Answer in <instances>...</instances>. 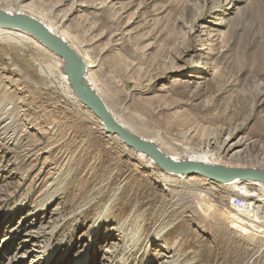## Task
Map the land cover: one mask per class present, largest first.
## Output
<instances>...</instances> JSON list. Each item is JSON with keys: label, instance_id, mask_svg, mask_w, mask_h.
I'll return each mask as SVG.
<instances>
[{"label": "rangeland", "instance_id": "rangeland-1", "mask_svg": "<svg viewBox=\"0 0 264 264\" xmlns=\"http://www.w3.org/2000/svg\"><path fill=\"white\" fill-rule=\"evenodd\" d=\"M9 8L69 38L135 135L180 154L231 135L241 145L219 165L264 169V0H0ZM19 44L0 39V264H264L263 201L152 175Z\"/></svg>", "mask_w": 264, "mask_h": 264}, {"label": "water", "instance_id": "water-1", "mask_svg": "<svg viewBox=\"0 0 264 264\" xmlns=\"http://www.w3.org/2000/svg\"><path fill=\"white\" fill-rule=\"evenodd\" d=\"M0 27L15 29L34 38L63 62L62 73L77 102L97 118L108 136L118 137L127 147L149 157L163 172L185 177H204L217 184L259 182L264 185V169L204 166L194 161H174L154 143L123 127L110 113L101 97L85 81L87 65L83 58L58 34L36 18L24 13L0 10Z\"/></svg>", "mask_w": 264, "mask_h": 264}, {"label": "bare ground", "instance_id": "bare-ground-1", "mask_svg": "<svg viewBox=\"0 0 264 264\" xmlns=\"http://www.w3.org/2000/svg\"><path fill=\"white\" fill-rule=\"evenodd\" d=\"M4 11L11 12V13H15V12L22 13V12H20V11H22V9H16L15 10V9H10L9 8V9H5ZM44 24L48 27V29L50 31H52L55 34H58L67 43L68 42L70 43L69 38L64 33L61 32V35H60L59 31H57L53 26H51L49 24H46V23H44ZM3 38L16 39L17 41L20 42L19 45H24L27 48H32V50H34L35 52H38L40 54L45 55L48 58L49 62H50V64L48 63V67L50 68V70L52 71V69H53L54 72L59 76L58 78H60V81L62 82V84H64L68 89H70V87L68 85V82H67V78L62 73L63 62L53 52L49 51L43 45L39 44L30 35H28V34H26L24 32L15 30V29H9V28L0 27V39H3ZM83 60L85 61L86 65H87V73H86L85 81L95 91V89L97 87H96V85L94 83V80L89 77V74H90L89 68L91 67V65L88 63V61L86 60V57L84 55H83ZM72 96H73V94H72ZM111 112H112V110L110 111V113ZM119 123L123 127H125V129H127L128 131L135 132L133 129H131L129 126H127L124 122L123 123L119 122ZM101 128H102L101 131L103 130L102 132H104L105 135L108 136L106 134L104 128L102 127V125H101ZM142 138L154 143L159 149H161L157 145V143L154 142L153 140L145 138V137H142ZM231 138H232L231 135L227 136V138L223 141V144H222V146L224 148V152L226 153V155H228L233 150H235L236 147L241 145L240 142L230 143L231 142ZM114 140H115L116 144L123 151H125L127 149L126 148L127 146L118 137L115 136ZM223 148L222 149L221 148H217V149L214 150V148H212L210 143H209V144H207L205 146L206 150H202V151H195L194 152V151L183 150L182 154L174 153V152H168V151H163V150L162 151L169 158L173 159L174 161H187V160H189V161L197 162V163H199L201 165H204V166H217L219 164L224 165V166H231V164H230L231 161H228V162H225V163L221 161V153L223 152ZM131 150H133V149H131ZM130 154H131V156L135 159V161L138 164H140L144 168H147V169L151 170L152 175L157 176V177L161 176L162 173L157 171V169L158 170H160V169L156 166V164L149 157H147L146 155H144L142 153H139V152H137L135 150H133V152H130ZM227 168H232V167H227ZM233 168H238V167H233ZM163 173H165V174H162L163 175L162 179L167 184H170V182H179V183H181V182H183L182 180L187 181L190 178V177H185V176H182V175H179V174H174V173H166V172H163ZM202 179H203V181H205L207 183L210 182V180H208V179H206L204 177H202ZM189 181H191V179ZM221 185H222V187H220V188L223 190V193L227 194L228 196H230V195L234 196V198L230 199V200H233L236 204L239 203L238 205H240L241 203H243V202H245V201H247L249 199L254 200L256 198L264 202V185L259 183V182H240L239 180H236V181H233V182H230V183H227V184H221ZM234 199L235 200L241 199V200L236 202ZM262 210H264V207L262 208ZM108 214H109L108 212H104V215L98 216L97 219H96V223L103 221L107 217ZM215 226H219L220 228L223 227V225L220 223V221L216 222ZM263 227H264V225H263ZM247 229H248L247 237L249 239L252 238L254 240L253 237L258 238L259 232H260L259 230H252L250 228H247ZM237 235H238V233H235L234 236H237ZM159 237H161V236H159V232H157L156 234H154V236L150 240L151 241L152 240H156ZM228 241H229V244L232 247L230 252H231V258H233L234 255H235V251L233 250V246L238 248V250H237L238 253H240L243 249L239 245H238V247L236 246L237 241L235 239L229 238ZM228 241H227V243H228ZM263 247H264V245H263ZM180 257H181V255H179V257H177L176 260H179ZM77 264H82V263L81 262H77Z\"/></svg>", "mask_w": 264, "mask_h": 264}]
</instances>
